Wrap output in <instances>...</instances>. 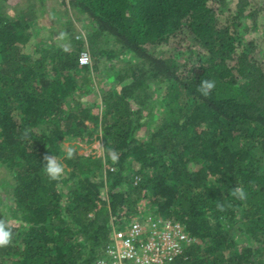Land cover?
I'll use <instances>...</instances> for the list:
<instances>
[{"label":"trees","instance_id":"16d2710c","mask_svg":"<svg viewBox=\"0 0 264 264\" xmlns=\"http://www.w3.org/2000/svg\"><path fill=\"white\" fill-rule=\"evenodd\" d=\"M214 1L104 0V14L88 0H61L75 19L63 14L51 38L43 33L44 44L51 43L29 54L23 49L38 34L30 7L0 0V166L15 177L5 189L20 218L13 225L0 211L13 232L11 245L0 248V264H95L112 219L136 212L142 199L196 240L173 264H264V49L238 30L249 21L264 31L258 23L264 6L238 0L229 18L218 10L224 0ZM83 18L115 36L121 50L94 47L91 64L81 66L86 44L76 26ZM181 32L203 47L196 66L142 47ZM56 34L64 46L54 43ZM104 57L120 60L110 71L121 90L103 91L99 117L74 94L88 88ZM202 79L216 82L208 98L197 91ZM162 86L157 115L152 104ZM91 126L101 131L105 158L76 151L67 158L63 141L90 138ZM45 155L63 157L59 186L43 172ZM103 163L114 170L107 183L98 177ZM237 185L246 200L232 195Z\"/></svg>","mask_w":264,"mask_h":264},{"label":"rangeland","instance_id":"374dc122","mask_svg":"<svg viewBox=\"0 0 264 264\" xmlns=\"http://www.w3.org/2000/svg\"><path fill=\"white\" fill-rule=\"evenodd\" d=\"M61 0H12V4L8 5L10 7H15L19 4L22 8L24 6L30 7L27 11L30 10L31 15L34 16L35 27L33 28L34 39L27 44L23 52L24 53H33L34 47L38 44L42 43V49L45 50V45L51 43L52 40L47 41L45 44V40H43V33L47 31V36L51 38V31L57 32V29L54 27L55 24L62 20L65 21L67 19L66 12H68L69 17H73L75 19V10L71 8H64L63 6L58 5L56 2ZM90 3H94L97 6L103 7L104 14H108L107 6L108 4H104V0H88ZM213 5L215 6V1L212 0ZM222 5L219 3V12L223 13L227 17L231 18L234 12L237 10L238 0H224ZM259 3L264 6V1L259 0ZM107 5V6H106ZM13 14V11H10ZM258 23L260 26H264V14H262L258 18ZM81 25L76 26L77 28V37L81 39L85 45V51L89 52L92 60H93V50L92 48L96 47L99 49H106L109 51H120L121 45L118 43L117 38L112 34L101 35L98 31V28L91 22L90 19L83 18ZM251 23L249 21H242L241 27L238 29L242 40L252 41L255 40L263 49H264V31H254L251 29ZM53 26V27H52ZM56 34V38L53 40L57 46H64L65 42L61 41ZM145 50L152 53L154 56H158L160 58H173L178 63L183 65V63H188L189 65L196 66L197 61L199 60V54H204L203 47L195 41V39L188 35L187 33L181 32L176 37H172L170 40L165 39L164 43H160L158 45H151L150 43L144 44L142 46ZM35 56H38L34 54ZM131 57L134 56L133 53H129ZM188 61V62H186ZM100 71L97 73L90 72L89 77L87 74H83V77H87L89 81H91L86 87L81 88L74 94V98L80 100L83 104L87 105V107H91L92 113L96 116H101L104 109V104L102 102L103 91H113L112 93H119L121 87H117L114 82L113 71H110L111 67H116V65L120 62V60L116 58H112L111 60H106L105 57L102 58ZM194 63V64H193ZM191 67L189 73L190 78L194 79L196 75V70ZM194 82V81H193ZM163 87V86H162ZM164 87L162 90L158 91V94L155 96L153 100V110L158 115L161 112V106L163 103V94ZM158 120L151 122V129H155L157 126ZM90 133L92 134L90 138L85 139H76L73 141H63L66 152L76 151L78 154L86 156V157H96V158H105V146L102 140V135L100 129L92 128ZM64 166L63 157L58 159ZM113 167L111 164L103 163V167L99 171L101 174V178H104L105 183H107V173L113 172ZM98 173V172H97ZM97 176V175H96ZM15 177L12 175L10 170L7 167L0 166V211L4 214V217L13 225L20 224V218L15 215L12 210V196L11 191L8 193L7 189H5L9 184L14 183ZM135 181L139 183L141 181V176L135 178ZM107 187H104L101 192V199L103 201H107ZM141 209L144 214H149L154 211L155 208L149 201V199H142L138 203V208L136 212L132 214H122L118 219L117 223H121L122 220L128 219L135 215L137 211Z\"/></svg>","mask_w":264,"mask_h":264},{"label":"built area","instance_id":"2783aa9c","mask_svg":"<svg viewBox=\"0 0 264 264\" xmlns=\"http://www.w3.org/2000/svg\"><path fill=\"white\" fill-rule=\"evenodd\" d=\"M81 66L91 64L89 52L79 58ZM111 221L112 233L104 256L95 264H173L177 257L196 243L185 227L161 216L156 209L135 215L117 223Z\"/></svg>","mask_w":264,"mask_h":264},{"label":"clouds","instance_id":"9594fccd","mask_svg":"<svg viewBox=\"0 0 264 264\" xmlns=\"http://www.w3.org/2000/svg\"><path fill=\"white\" fill-rule=\"evenodd\" d=\"M66 37L65 33H61L60 38L64 39ZM67 51V48H65ZM216 88L215 80H208L202 79L197 86V91L199 94L205 98L211 96L213 90ZM23 138H27V132L24 133ZM72 153L69 152L67 154V158H72ZM44 174L47 176L49 181L57 182L59 186V182L62 180L65 168L63 164L57 159L54 155H45L43 157V166H42ZM232 195L239 200H246L247 193L244 191L243 188L239 187L238 185L232 189ZM221 211L224 210V205H218ZM13 240V232L9 226V222L5 219H0V248L7 247L11 245Z\"/></svg>","mask_w":264,"mask_h":264}]
</instances>
